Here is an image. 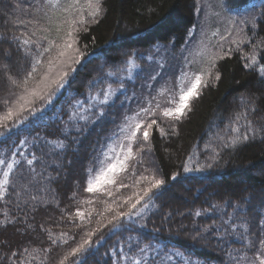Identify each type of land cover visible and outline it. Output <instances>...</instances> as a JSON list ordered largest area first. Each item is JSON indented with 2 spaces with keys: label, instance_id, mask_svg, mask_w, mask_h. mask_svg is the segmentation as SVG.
Instances as JSON below:
<instances>
[{
  "label": "trees",
  "instance_id": "16d2710c",
  "mask_svg": "<svg viewBox=\"0 0 264 264\" xmlns=\"http://www.w3.org/2000/svg\"><path fill=\"white\" fill-rule=\"evenodd\" d=\"M203 10L198 0H0V115L25 78L37 86L68 33L78 50L56 60L63 87L0 125V264L264 260V0H206ZM199 28L221 49L196 45L188 77H201L198 95L179 118L140 112L145 130L156 121L148 139L143 130L127 140L115 183L88 191L148 76Z\"/></svg>",
  "mask_w": 264,
  "mask_h": 264
},
{
  "label": "rangeland",
  "instance_id": "374dc122",
  "mask_svg": "<svg viewBox=\"0 0 264 264\" xmlns=\"http://www.w3.org/2000/svg\"><path fill=\"white\" fill-rule=\"evenodd\" d=\"M205 2L206 0H198L199 8H201L203 12ZM239 20L240 17H238L236 21L233 22V24L236 25ZM227 35L228 36L225 38L222 47L231 43L234 39L239 36L235 30L228 32ZM205 37L206 32L201 31V28H199V31L197 32L196 36L192 37L184 48H175L173 52L163 55L161 62L162 65L161 67H159L160 71L155 76V82H153V79L150 78L151 75H149L147 78L148 83H151L148 88L149 90L147 89V92L143 93L140 99L137 98L139 102L133 107V112L136 113L133 114V116L131 117L125 118L122 122L114 138L110 141L109 146L103 155L102 162L99 163V169L106 167L109 163H116L117 160L124 162V157L128 153V148L130 147V144L127 145L126 141L131 139L130 136L133 130L135 129L136 124L139 123L141 125L139 131L145 130L143 127V122L140 121V112H143V110L148 108H150L148 112H153L159 108L165 110L166 108H174L178 106L180 94L179 91L177 92L176 96L174 95V91L176 90V80H179L177 84H180L181 87L184 88L190 83V79L188 77L190 73L189 65H193L195 62H198L196 59L193 58V56H195V54H200V52H205L207 53V55L210 54L214 56L221 49H217L216 47L210 46V39L208 37ZM218 39L223 40V35L218 34ZM200 43L201 50L199 53H195V47L197 49H200L196 46ZM156 64L152 65L155 71H157ZM158 94H160V97L155 99ZM174 97L175 100L173 99ZM152 103H154V105L150 107ZM157 105H159V107H157ZM138 132H136V134ZM118 169L119 168H117V170ZM114 173H112L111 175H113ZM96 174L97 173L92 174L90 177L94 178ZM99 185L100 184L94 186Z\"/></svg>",
  "mask_w": 264,
  "mask_h": 264
},
{
  "label": "snow or ice",
  "instance_id": "6c2138e0",
  "mask_svg": "<svg viewBox=\"0 0 264 264\" xmlns=\"http://www.w3.org/2000/svg\"><path fill=\"white\" fill-rule=\"evenodd\" d=\"M99 4V0H97V5ZM99 12V7L95 9L93 12V15H96ZM69 40L65 41L63 45H60V51L58 53V56L55 59H51L48 61L47 65V72L43 74L42 79L38 82L37 86L29 88L28 83L29 80L28 78H25L22 81V86L24 87V93L20 95L19 100L17 104L14 107H9L7 112L4 113L3 115H0V125L4 124L5 121L12 119L14 116H18L20 113H22L25 108L28 105H31L34 103L35 99H45V92H50L51 86L54 84L57 87H63V81L64 78L68 75L67 72L65 71H59L56 73L55 77H53V69L57 67L56 60H59L60 57H67L68 56V50L73 49V44L75 41L71 38V33H68ZM26 44L28 43L27 40L24 41ZM74 51H78L73 49ZM45 51H50V49H45ZM40 60H37V63H40ZM67 60H60V64H66ZM37 69L35 65H33L32 72H35ZM261 74H264V67H261L260 69ZM32 73H28V77H31ZM13 83H16L15 80L12 81ZM201 84V77L199 75L194 76L193 80L190 83V86L187 88L181 87L180 88V94H179V101H178V106L174 108H166L164 110V115L165 116H174L176 118H179V116H182L184 114V110L188 108V102L189 99L195 95H198V86ZM50 99V95L48 97ZM175 100V97L173 98ZM159 107V105H157ZM147 111V109L143 110ZM156 123V121H152L150 124L147 125V129H151L152 124ZM141 128V125L139 123L136 124L135 129L133 130L130 138L135 140L136 138V132H138ZM144 130L142 135L145 140L148 139L149 136V131ZM132 153L131 147L128 148V154L124 157V160H127ZM0 163H3V161H0ZM31 163V161H29ZM125 167V164L123 161L117 160L116 163H109L107 164L106 167L100 168L97 170V174L95 177H90L88 180V191H94V185L101 184L104 182L107 183H115V178L112 173H114L117 168L120 170H123ZM7 183V173H5V180L2 182V184ZM162 180H154L152 183V187H158L160 184H162ZM0 184V186H2ZM151 189L145 190V195H147V192L150 191ZM130 199V198H129ZM140 197H137V200L135 203L131 204L132 208L136 207V203H139ZM82 215V214H81ZM89 241L85 240L84 243H88ZM84 247V244H81L79 247L75 248L72 250V255H75V253L79 252L81 248ZM67 259V257H65ZM60 264H63V261L60 262ZM260 264H264V260L260 262Z\"/></svg>",
  "mask_w": 264,
  "mask_h": 264
}]
</instances>
